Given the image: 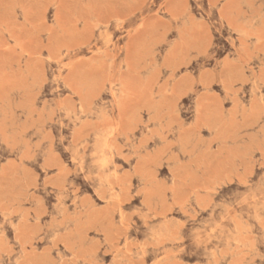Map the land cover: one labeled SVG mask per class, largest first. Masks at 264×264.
Instances as JSON below:
<instances>
[{"label":"rangeland","instance_id":"rangeland-1","mask_svg":"<svg viewBox=\"0 0 264 264\" xmlns=\"http://www.w3.org/2000/svg\"><path fill=\"white\" fill-rule=\"evenodd\" d=\"M0 155V264H264V0H0Z\"/></svg>","mask_w":264,"mask_h":264},{"label":"bare ground","instance_id":"bare-ground-1","mask_svg":"<svg viewBox=\"0 0 264 264\" xmlns=\"http://www.w3.org/2000/svg\"><path fill=\"white\" fill-rule=\"evenodd\" d=\"M208 2V1H207ZM197 3V2H196ZM210 20V19H209ZM220 39V38H219ZM219 88V87H218ZM105 141V140H104ZM106 142V141H105ZM96 144V143H95ZM105 146V145H104ZM118 152V151H117ZM1 156V155H0ZM89 163V162H88ZM91 163V162H90ZM76 164V163H75ZM113 166V165H112ZM264 177V176H263ZM76 181V180H75ZM224 187V186H223ZM222 190V189H221ZM89 191V190H88ZM220 191V190H219ZM90 192V191H89ZM96 199V198H95ZM57 201V200H56ZM198 201V200H197ZM199 203V202H198ZM221 204V203H220ZM133 205H135V204H133ZM144 205V204H143ZM215 207V206H214ZM132 208H133V206H132ZM221 208V207H220ZM222 209V208H221ZM54 210V209H53ZM211 210V209H210ZM56 211V210H55ZM54 211V212H55ZM142 211V210H141ZM195 211V210H194ZM208 212V211H207ZM203 213V212H202ZM149 215V214H148ZM191 215V214H190ZM185 218V217H184ZM123 219V218H122ZM199 219V218H198ZM144 220V219H143ZM203 220V219H202ZM201 220V221H202ZM262 220V219H261ZM192 221V220H191ZM194 221V220H193ZM200 221V222H201ZM204 221V220H203ZM135 223V222H134ZM209 224V223H208ZM199 225V224H198ZM160 226V225H159ZM130 229V228H129ZM134 229V228H133ZM142 229V228H141ZM9 233V232H8ZM136 233V232H135ZM158 233V232H157ZM128 234V233H127ZM150 234V233H149ZM158 235V234H157ZM128 237V236H127ZM236 238V237H235ZM141 241V240H140ZM145 241V240H144ZM139 248V247H138ZM232 248V247H231ZM137 249V248H136ZM215 249V248H214ZM143 250V249H142ZM135 251H137V250H135ZM135 254V253H134ZM199 255V254H198ZM196 256V255H195ZM250 256V255H249ZM216 257V256H215ZM251 257V256H250ZM105 259V258H104ZM196 259V258H195ZM103 260V259H102ZM106 260V259H105ZM180 260V259H179ZM184 260V259H183ZM261 261V260H260ZM155 262V261H154Z\"/></svg>","mask_w":264,"mask_h":264}]
</instances>
